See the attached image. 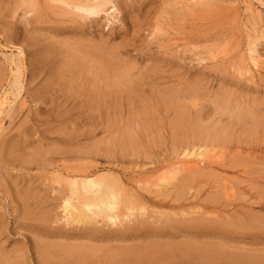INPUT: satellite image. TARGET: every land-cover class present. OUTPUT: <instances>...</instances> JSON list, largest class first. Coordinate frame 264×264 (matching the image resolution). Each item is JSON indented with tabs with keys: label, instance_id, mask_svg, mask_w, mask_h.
Here are the masks:
<instances>
[{
	"label": "rangeland",
	"instance_id": "374dc122",
	"mask_svg": "<svg viewBox=\"0 0 264 264\" xmlns=\"http://www.w3.org/2000/svg\"><path fill=\"white\" fill-rule=\"evenodd\" d=\"M0 1L1 264H128L134 258L111 256L137 249L145 264L155 259L154 241L182 250L209 243L264 264V0H215L198 17L181 12L187 0H113V23L111 6L99 19L59 9L41 22L22 10L2 19L14 3ZM200 146L210 161L194 166L196 158L181 156ZM174 167L181 175L163 183ZM81 173L121 188L120 213L134 208L131 221L116 228L68 221L66 187L52 182ZM211 224L218 225L198 237L195 228ZM182 250L162 259L217 262L192 249L182 258Z\"/></svg>",
	"mask_w": 264,
	"mask_h": 264
},
{
	"label": "bare ground",
	"instance_id": "6f19581e",
	"mask_svg": "<svg viewBox=\"0 0 264 264\" xmlns=\"http://www.w3.org/2000/svg\"><path fill=\"white\" fill-rule=\"evenodd\" d=\"M2 1H5V0H2ZM1 2V1H0ZM118 2V1H117ZM184 2V1H183ZM186 2L190 3L186 6V10L184 11H181V12H185L186 15H190L191 17H198L199 15L203 14L205 11L207 10H214L213 7L214 4H215V0H187ZM8 3V1H7ZM6 3V4H7ZM10 3V2H9ZM8 3V4H9ZM14 3V8H10L9 5L8 7L10 9H12V11H9V9L7 10L8 12L10 13H6L5 15L2 16L1 14V17L2 19H8L11 17V19H14V18H19L21 15L18 14L19 11L22 12L23 14V17L24 16H29V15H32L34 17V19L36 21H40V20H44L43 18H46V17H49L51 18L52 17V14L54 13H57L56 12V9H59V10H62V15L63 13L65 15H68L71 13V15H75L76 17L75 18H78L80 20H88L90 18H98L99 19V16H101V14L103 13H107L108 10L110 9L111 12L110 13H107V15L111 18L108 19L109 21H111L112 23L116 21V15L118 14V8L117 6L113 3V0H13L12 1V4ZM120 4V2H118ZM181 3V2H180ZM4 4V3H3ZM176 4V3H175ZM217 4V3H216ZM183 5V4H182ZM108 6H111L109 9ZM177 6V4H176ZM180 6V5H179ZM184 6V7H185ZM5 7V6H4ZM3 7V8H4ZM168 8V7H167ZM7 9V7H6ZM55 9V10H54ZM179 10V9H178ZM180 11V10H179ZM218 11V10H217ZM59 12V11H58ZM215 12V11H214ZM5 13V11H4ZM60 13V14H61ZM184 13V14H185ZM217 13V12H216ZM58 14V13H57ZM59 14V15H60ZM207 16V15H205ZM216 16V15H214ZM222 16V15H221ZM13 17V18H12ZM22 17V18H23ZM118 17V16H117ZM174 17V15H173ZM178 17V15L176 16ZM187 17V16H186ZM227 17V16H226ZM70 18V17H69ZM67 19V18H66ZM77 19V20H78ZM181 19V18H180ZM193 19V18H192ZM58 20V19H57ZM74 20V19H73ZM92 20V19H91ZM176 20V19H175ZM194 20V19H193ZM51 21V20H50ZM56 21V20H55ZM93 21V20H92ZM173 21V20H172ZM179 20L177 19V22ZM182 21V20H181ZM41 22V21H40ZM46 22V21H45ZM53 23H56L54 22V20L52 21ZM85 22V21H84ZM96 22V20H95ZM48 23V22H47ZM46 23V24H47ZM60 23V22H59ZM62 24L64 23L63 21L61 22ZM67 23V22H66ZM87 23V22H86ZM85 23V25H86ZM92 23V22H91ZM74 24V23H73ZM77 24V23H76ZM94 24V23H93ZM65 25V23H64ZM84 26V25H83ZM87 26V25H86ZM160 28V27H159ZM195 30V29H194ZM193 34V33H192ZM14 36V35H13ZM254 40V39H253ZM257 40V39H256ZM194 40H192V43ZM64 42V41H63ZM252 42V41H251ZM250 42V43H251ZM255 42V41H254ZM249 43V44H250ZM37 44L39 45V42H37ZM41 44V43H40ZM65 44V43H64ZM66 44H68L66 42ZM83 44V43H82ZM256 44V43H255ZM255 44H253V47H251L250 49V52H251V61L252 63L254 64V66L256 68H259L258 66V63H259V57H256V49L254 48ZM42 45V44H41ZM69 45V44H68ZM67 45V46H68ZM77 45V44H76ZM257 45V44H256ZM63 46V45H62ZM86 47V45H83ZM250 46V45H249ZM47 47V46H46ZM46 47H42V50H44L43 52L45 54H49V51L50 49L46 48ZM69 47V46H68ZM74 47L71 46V48ZM78 47V46H77ZM190 47V46H189ZM196 46H194L195 48ZM256 47V46H255ZM70 48V49H71ZM79 48V47H78ZM77 48V49H78ZM115 48V47H114ZM112 48V50L114 49ZM119 48V47H117ZM121 48V46H120ZM85 49V48H84ZM91 49V48H90ZM88 49L87 51L89 52ZM105 48H103L104 50ZM193 49V47H192ZM79 50V49H78ZM77 50V51H78ZM81 50V49H80ZM100 50V49H99ZM111 50V49H110ZM115 50V49H114ZM120 50V49H119ZM194 50V49H193ZM75 51V50H74ZM86 51V49H85ZM86 51V52H87ZM91 52L89 53H93L92 52V49L90 50ZM189 51V49H188ZM195 51H197V49L195 48ZM41 52V51H40ZM53 52V51H51ZM67 52V51H66ZM65 52V53H66ZM70 52V51H69ZM71 52H73L71 50ZM109 52V51H108ZM184 52V50H183ZM75 53V52H73ZM80 53V52H79ZM84 53V51H83ZM81 53V54H83ZM180 53V52H179ZM196 53V52H195ZM194 53V54H195ZM259 53V52H258ZM55 54V53H54ZM67 54V53H66ZM66 54H63V55H66ZM70 54V53H69ZM104 54V53H103ZM107 54V53H106ZM112 54V53H111ZM167 54V53H166ZM173 54V53H172ZM184 54V53H182ZM189 54V53H188ZM51 55V54H50ZM58 55V54H57ZM85 55V54H84ZM83 55V56H84ZM92 55V54H91ZM98 55V54H97ZM102 55V54H100ZM181 55V54H180ZM186 55V54H185ZM197 55V54H196ZM39 56V55H38ZM77 56V54H76ZM87 56V55H85ZM84 56V57H85ZM96 56V55H95ZM107 56H109L107 54ZM192 56V55H190ZM216 56V55H215ZM52 57V56H51ZM72 57V56H71ZM75 57V56H74ZM73 57V58H74ZM79 57V59H84V58H81V56H77ZM97 57V56H96ZM101 57V56H100ZM104 57V55H103ZM110 57V56H109ZM212 57V56H211ZM71 58V59H73ZM98 58V57H97ZM190 58V57H189ZM194 58V57H193ZM216 58V57H214ZM69 59V58H68ZM70 59V60H71ZM86 59H89V57L87 56ZM91 59V58H90ZM108 59V58H107ZM197 59V56L196 58ZM76 60V59H75ZM22 61H24L22 59ZM21 61V62H22ZM68 61V60H67ZM66 61V62H67ZM74 61V60H73ZM72 61V63H73ZM201 61V60H199ZM197 61V62H199ZM52 62V61H51ZM71 62V61H70ZM77 62V61H76ZM82 63H84L83 61H81ZM80 62V64H81ZM92 63L93 60L91 61ZM114 63V62H113ZM67 64V63H66ZM69 64V63H68ZM79 64V63H78ZM90 64V63H89ZM100 64H101V60H100ZM23 65V64H22ZM61 65V64H60ZM59 65V66H60ZM96 65L93 64V68L94 66ZM98 65H99V62H98ZM119 65V64H118ZM106 66V64H105ZM103 66V67H105ZM108 66V65H107ZM107 66L103 69L101 68L102 66H100V70H107ZM61 67V66H60ZM63 67V66H62ZM67 67V65H66ZM74 67V66H73ZM87 67V66H85ZM110 68V66H108ZM113 67V66H112ZM111 67V68H112ZM23 68V67H22ZM22 68H18L21 69ZM77 68V67H75ZM79 68V67H78ZM115 68V67H113ZM112 68V69H113ZM59 69V68H58ZM61 69V68H60ZM80 69V68H79ZM98 69V68H97ZM24 70V69H23ZM27 70V69H26ZM76 70V69H74ZM78 70V69H77ZM83 71V68L80 69ZM87 69H84V72L86 71ZM115 70H117L115 68ZM115 70L113 69L112 71L115 72ZM237 70V69H236ZM95 71V70H93ZM128 71V70H127ZM12 72V71H11ZM26 72V71H25ZM55 72V71H54ZM64 72V70H63ZM126 72V71H125ZM242 72V71H241ZM13 73V72H12ZM20 73V72H19ZM18 73V76L15 77L16 78V82L19 83L20 81V78L21 76L19 75ZM88 72L84 73L88 76L87 74ZM100 73V72H99ZM107 73V71H106ZM116 73V72H115ZM117 73H120V72H117ZM57 74V73H56ZM93 74V73H92ZM91 74V75H92ZM114 74V73H112ZM127 74V73H126ZM232 74V73H231ZM237 74L239 75V73L237 72ZM14 75V74H13ZM26 75V74H25ZM63 75V74H62ZM81 75V74H80ZM83 75V74H82ZM85 75V76H86ZM89 75H90V72H89ZM90 75V78L92 77ZM243 75V73L241 74ZM60 76V75H59ZM58 76V77H59ZM86 76V77H87ZM94 76V75H93ZM98 76V75H97ZM103 77V76H102ZM119 77V76H118ZM241 77V76H240ZM56 79V78H55ZM60 79V78H59ZM102 79V78H101ZM106 79V78H105ZM104 79V80H105ZM83 80V79H82ZM86 80V79H85ZM90 80V79H89ZM96 80V79H95ZM51 81V80H50ZM52 81H53V78H52ZM71 81V80H70ZM108 80H106L107 82ZM117 81V80H116ZM121 81V80H120ZM56 82V81H55ZM75 82V81H74ZM73 82V83H74ZM88 82V81H87ZM92 82V81H91ZM127 82V80H126ZM95 83V82H94ZM109 83V82H108ZM77 84V83H76ZM89 84L92 86L93 84L90 83L89 81ZM112 84V83H111ZM125 84V83H124ZM127 84V83H126ZM125 84V85H126ZM129 84V83H128ZM127 84V85H128ZM106 85V83H105ZM115 85V84H114ZM121 85V84H120ZM110 85L106 86V87H109ZM113 86V85H112ZM110 86V87H112ZM129 87H131L130 85H128ZM104 87V86H103ZM117 87V86H115ZM93 88V87H92ZM123 88V86H122ZM132 88V87H131ZM83 88H81L82 90ZM98 89V87H97ZM130 89V88H129ZM93 90V89H92ZM132 91V90H131ZM104 92V91H103ZM126 93L128 92L127 90L125 91ZM133 92V91H132ZM98 93V92H97ZM124 93L121 91V94ZM96 94V93H95ZM99 94V93H98ZM130 94L129 92L127 93V95ZM100 95V94H99ZM117 95V94H116ZM123 95V94H122ZM7 96V95H6ZM96 96V95H95ZM106 97V96H105ZM223 98V97H221ZM6 99V98H5ZM6 101V100H5ZM10 101V100H9ZM8 104V102H7ZM11 104V103H10ZM218 113V111H217ZM219 114V113H218ZM215 115V114H214ZM241 115V114H240ZM234 119V118H232ZM221 120V119H220ZM231 120V119H229ZM236 120V119H235ZM191 121V120H190ZM184 122V121H183ZM223 123V122H222ZM238 125V124H237ZM235 127V125H233ZM202 131V130H201ZM205 133V132H204ZM206 136V135H205ZM221 137V136H220ZM254 138V137H253ZM218 140V139H217ZM247 141V140H246ZM220 142V140H219ZM216 143V142H215ZM184 144V143H183ZM202 144V143H201ZM206 144V143H205ZM214 144V143H213ZM248 144V143H247ZM215 145V144H214ZM203 147V148H202ZM200 146L199 148L195 149V151H184L182 153V157L183 159L185 158H188V159H191V158H196L197 161H194L195 164H193L194 166H197V165H201V164H204L205 162L207 161H210L211 160V156L209 155L208 151H207V148L204 147V146ZM215 149V148H214ZM196 150L198 151V153H196ZM219 150V149H217ZM46 155V154H45ZM32 158V157H31ZM30 158V159H31ZM213 158V157H212ZM223 165V164H222ZM183 167V165H182ZM221 168V167H220ZM189 169H191V167H183V171H188ZM227 169V168H225ZM256 171V170H255ZM253 171V172H255ZM181 170L178 169V167H174L172 168L171 170H169L165 175H163V177H161V181L163 183H170L172 181H176L177 178L179 177V175H181ZM244 172V171H243ZM248 172V171H247ZM62 176V175H61ZM61 176H57L53 179V185H57V186H61V185H65L66 187V191H67V196L66 198L64 199L63 201V211L65 213V215L68 217V221L70 220L72 224H75V225H78V226H84V225H89L93 222H97L98 220H103L104 222L107 223L108 226L110 227H113V228H116L120 225H122L123 222H126V221H131V217L134 216V208L132 207H129L127 209V213H120L121 211V188L119 190L118 187H116L113 183H111L106 177L104 176H90V175H84V174H78V175H68L66 177H61ZM110 178V177H109ZM63 193V192H62ZM28 196V195H27ZM33 198V197H32ZM22 200V199H21ZM26 201V200H25ZM28 201V200H27ZM23 203H27V202H24ZM24 205V204H23ZM134 205V204H133ZM25 206V205H24ZM136 208V207H135ZM145 209V208H144ZM26 210V209H25ZM143 210V209H142ZM141 210V211H142ZM24 211V210H23ZM26 212H28L26 210ZM34 212V211H33ZM32 212V213H33ZM139 213V212H138ZM142 213V212H140ZM26 214V213H25ZM34 214V213H33ZM31 215V214H30ZM27 216V215H25ZM24 217V216H23ZM43 217V216H42ZM27 218V217H26ZM29 218V217H28ZM180 220L182 218H179ZM184 219V218H183ZM200 219V218H199ZM174 220V219H173ZM178 220V219H177ZM176 220V221H177ZM198 220V219H197ZM204 220V219H203ZM32 221V220H31ZM192 221V220H191ZM196 221V220H195ZM206 221V220H205ZM239 221V220H238ZM263 221V220H262ZM173 222V221H172ZM175 222V221H174ZM204 222V221H203ZM202 222V223H203ZM244 222V220L242 221ZM259 222V221H258ZM36 223V222H35ZM170 223V222H168ZM167 223V224H168ZM177 223V222H176ZM197 223V222H196ZM199 224V225H202ZM216 222H214L213 224L215 225ZM249 223V222H248ZM44 224H47V223H44ZM171 224V223H170ZM179 224V223H178ZM205 224V223H204ZM211 224V225H213ZM231 224V223H230ZM245 224V223H244ZM250 224V223H249ZM261 224V223H260ZM150 225V224H149ZM211 225H203V227L200 228V226H198L197 228L195 229H198L197 233H200L201 235H198L199 236H202L203 233H210L211 231H213L215 229V227L218 225H216L214 227L211 226ZM239 225V224H238ZM254 225V224H253ZM140 226V225H139ZM146 226V225H145ZM148 226V225H147ZM179 226V225H178ZM233 226V225H232ZM220 227V225H219ZM235 227V226H234ZM244 227V226H243ZM250 227V226H249ZM186 228V227H185ZM164 229V228H163ZM223 229V228H222ZM245 229V228H244ZM155 230V228H154ZM162 230V229H161ZM241 230V229H240ZM248 230V229H247ZM250 230V229H249ZM254 230V229H253ZM165 231V230H164ZM169 231V229H168ZM234 231V230H233ZM237 231V230H236ZM242 231V230H241ZM159 232V231H158ZM256 232V231H255ZM161 234H164L165 232L163 231H160ZM176 233V232H175ZM173 233L172 235L175 236L176 234ZM158 235V234H157ZM160 235V234H159ZM208 236H210L211 234H207ZM152 236V235H151ZM172 236V238H174ZM159 237V236H158ZM167 237V236H166ZM193 237V236H192ZM157 238V237H156ZM194 239L197 238V237H193ZM218 238H222V239H218V240H222L223 241H230V237L229 236H225V235H220L218 236ZM39 239V238H38ZM159 239V238H158ZM168 239V238H166ZM188 239V238H187ZM190 239V238H189ZM192 239V240H194ZM50 240V239H49ZM150 240V239H149ZM169 240V239H168ZM191 240V239H190ZM197 240V239H196ZM205 240V239H204ZM153 241V239H152ZM165 241V240H164ZM167 241V240H166ZM170 241V240H169ZM180 241V240H179ZM208 241V239H207ZM156 241H154L153 243H155ZM158 242V241H157ZM155 243L150 247L151 250H153L154 254L152 256H150V259L151 258H155V259H152L150 261H146L145 264H218L222 259H224V261L226 262L225 264H261L259 263V259L258 258H254V257H242V256H238V255H234V256H227L225 255L224 253L221 252L220 249L216 248V246H212V245H209V243L207 245H200V247H197V246H194V245H191L192 246V250H195V252L200 256V258H210L211 259H217V262L215 261H209V263H200L197 262V261H194V262H188V263H184V262H180V261H176V260H170L169 263L165 262L164 259L162 258H176V255L177 253H180V251L182 250L179 246V248H174L173 246H164L163 244H159V243ZM162 242V241H161ZM172 242V241H171ZM191 242V241H190ZM194 242V241H193ZM200 242V241H199ZM219 242V241H218ZM148 243V242H147ZM203 243V242H202ZM44 244V243H43ZM131 244V243H130ZM140 244V243H139ZM138 244V245H139ZM168 244V243H167ZM180 244V243H179ZM206 244V243H205ZM147 245V244H146ZM144 244V247L143 248H147V250H149V247L146 246ZM223 245V244H222ZM221 245V246H222ZM74 246V245H73ZM129 246V245H128ZM132 246V244H131ZM137 246V245H136ZM235 246V245H233ZM45 247V246H44ZM48 247V246H47ZM61 247H63L61 245ZM61 247H59L61 249ZM130 247V246H129ZM189 245L187 246L186 245V248L184 247L183 250H182V254L181 257L182 258H190V253L189 251ZM46 248V247H45ZM74 248V247H73ZM82 248V246H81ZM95 248V247H94ZM93 248V249H94ZM59 249V250H60ZM92 249V250H93ZM70 250V249H69ZM75 250V248H74ZM84 250V249H83ZM83 250H81V252H83ZM88 250V249H87ZM118 250V249H117ZM58 251V250H57ZM77 251V250H76ZM119 251V250H118ZM136 251H139L138 252V255L135 254V251L131 250V251H127V252H124L123 254L121 253H114L111 258H120L121 256H124L126 258H134L132 260H130L128 262V264H144V261L143 259H135V258H149L147 257L148 255L145 254L144 250L142 249H137ZM54 252V251H53ZM67 252H70V251H67ZM148 252V251H146ZM192 252V251H190ZM76 253V252H75ZM113 253V252H112ZM194 254V251L192 252ZM68 254V253H67ZM77 254V253H76ZM83 254V253H82ZM91 254V253H89ZM237 254V253H236ZM3 255V254H2ZM41 255V254H40ZM44 255V254H43ZM88 255V254H87ZM92 255V254H91ZM180 255V254H179ZM16 256H19L16 254ZM79 256V255H78ZM95 256V255H94ZM194 257H196L195 255H193ZM255 256V255H254ZM15 257V256H13ZM89 257V256H88ZM180 257V258H181ZM192 257V258H194ZM259 257V256H258ZM20 258V256H19ZM39 258V257H38ZM64 258V257H63ZM62 258V259H63ZM90 258V257H89ZM179 258V257H178ZM229 258H233V259H229ZM83 259V258H82ZM30 260V259H29ZM66 260V259H65ZM87 260V258H86ZM193 260V259H192ZM191 260V261H192ZM48 261V260H47ZM78 261V260H77ZM128 261V260H127ZM186 261V260H185ZM204 261V260H203ZM15 262V261H14ZM65 262V261H64ZM79 262V261H78ZM113 264H116V260L114 259L113 260ZM25 263V262H24ZM119 263V262H118ZM1 264V263H0ZM48 264V263H47ZM79 264H86L85 261H80Z\"/></svg>",
	"mask_w": 264,
	"mask_h": 264
}]
</instances>
